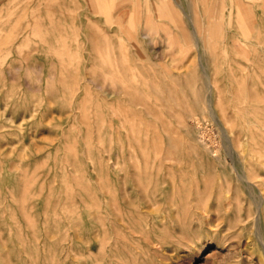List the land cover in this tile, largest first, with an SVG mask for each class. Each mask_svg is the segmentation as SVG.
Wrapping results in <instances>:
<instances>
[{
  "label": "rangeland",
  "instance_id": "obj_1",
  "mask_svg": "<svg viewBox=\"0 0 264 264\" xmlns=\"http://www.w3.org/2000/svg\"><path fill=\"white\" fill-rule=\"evenodd\" d=\"M257 128L264 0H0V264H264Z\"/></svg>",
  "mask_w": 264,
  "mask_h": 264
},
{
  "label": "bare ground",
  "instance_id": "obj_2",
  "mask_svg": "<svg viewBox=\"0 0 264 264\" xmlns=\"http://www.w3.org/2000/svg\"><path fill=\"white\" fill-rule=\"evenodd\" d=\"M195 41H196L195 44L198 47L202 46L201 41L197 42L196 39ZM204 75H205L207 87L209 91L212 93L214 91L215 84L211 82L209 76L205 72ZM208 105L210 108L209 111L210 113H213L215 116L216 115H218L219 117L221 116L214 108L211 98L209 99ZM240 136L241 135H239L236 139H234L232 143V151L234 152L238 161L236 167L237 179L240 182H242V184H244L246 188L247 200L250 209L252 210L251 216L253 217V219H252L251 228L253 232H255V234L250 238L252 241L256 242L257 246H259L261 254L263 255L264 258V130H260L259 128H257L252 131V133L247 139L246 149L240 146L243 142ZM116 214L109 213V216L105 217V219L117 220ZM62 220L66 222L68 220V216H65L64 219ZM112 239L113 238H111L109 242H111ZM67 257L69 256L67 255ZM108 257H110V255H108Z\"/></svg>",
  "mask_w": 264,
  "mask_h": 264
}]
</instances>
